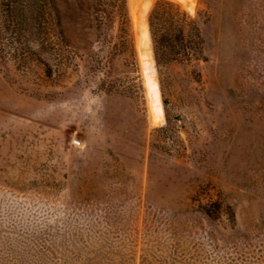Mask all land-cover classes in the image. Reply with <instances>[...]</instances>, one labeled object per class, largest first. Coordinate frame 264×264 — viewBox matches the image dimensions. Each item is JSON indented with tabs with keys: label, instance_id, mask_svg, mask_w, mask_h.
Instances as JSON below:
<instances>
[{
	"label": "rangeland",
	"instance_id": "obj_1",
	"mask_svg": "<svg viewBox=\"0 0 264 264\" xmlns=\"http://www.w3.org/2000/svg\"><path fill=\"white\" fill-rule=\"evenodd\" d=\"M157 1L124 48L102 0H16L14 38L0 0V264H264V0H165L191 59L157 51Z\"/></svg>",
	"mask_w": 264,
	"mask_h": 264
},
{
	"label": "trees",
	"instance_id": "obj_2",
	"mask_svg": "<svg viewBox=\"0 0 264 264\" xmlns=\"http://www.w3.org/2000/svg\"><path fill=\"white\" fill-rule=\"evenodd\" d=\"M6 2V5H4L6 8L2 10L1 17L8 26L7 30L12 28L11 38H14L13 36L20 31L25 22V19H23L24 14L22 13L23 10L15 5L16 0H6ZM101 5L104 7L103 13L106 14L107 19L111 20L112 14L118 18L122 46L124 48L132 47L131 19L127 13V0H102ZM148 12L139 17L137 25V33H139L138 37L141 45L139 54L147 93L150 88V77H147L145 68L151 60L154 61L153 56H149L146 50L151 48L148 40ZM149 27L152 31L157 51L160 49L171 57L182 55L186 59L201 55L203 40L198 26L194 21H189L186 14L182 13L181 9L173 3L165 0L157 1L149 15ZM187 29L188 33L186 34ZM148 100L151 101V96L148 97Z\"/></svg>",
	"mask_w": 264,
	"mask_h": 264
}]
</instances>
